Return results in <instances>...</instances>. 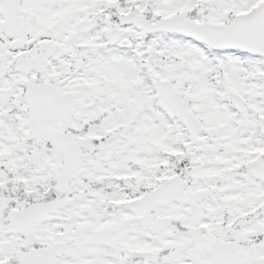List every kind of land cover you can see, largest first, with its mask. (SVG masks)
Wrapping results in <instances>:
<instances>
[{
    "label": "snow or ice",
    "instance_id": "6c2138e0",
    "mask_svg": "<svg viewBox=\"0 0 264 264\" xmlns=\"http://www.w3.org/2000/svg\"><path fill=\"white\" fill-rule=\"evenodd\" d=\"M0 264H264V0H0Z\"/></svg>",
    "mask_w": 264,
    "mask_h": 264
}]
</instances>
